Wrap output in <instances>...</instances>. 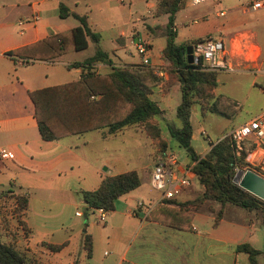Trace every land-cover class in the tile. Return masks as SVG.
<instances>
[{
	"label": "crops",
	"instance_id": "obj_1",
	"mask_svg": "<svg viewBox=\"0 0 264 264\" xmlns=\"http://www.w3.org/2000/svg\"><path fill=\"white\" fill-rule=\"evenodd\" d=\"M56 1L58 9L59 5L65 6L60 0ZM61 1L70 2L71 0ZM46 2L48 0H0V14L3 21V26L0 28L17 30L14 33V37L0 39V149L6 150L10 155V160H0V187L6 184L8 186V189L0 190V202L5 200L4 198L10 197L14 199V196H25L27 198V210L20 219L27 228L28 232L26 235L21 230L15 216L10 217L12 218L11 224L16 230L17 242L26 244L25 252L28 253L27 257L30 254L36 261L33 260L35 264H249L247 255L236 252L235 247L239 244L247 243L260 251L256 245H258L259 241L258 235L263 232L259 229L261 226L253 223L249 224L247 219L241 222H228L221 219L214 228L200 230L195 226V223L201 220L206 222L211 217H204L203 214L198 213L194 215L191 224L186 230L182 231L164 226L148 217L152 210L158 214L162 212V209L157 208L160 194L148 193L145 190L146 184L144 180L142 182L140 180V186L137 189L119 198L115 210L107 213L106 222L102 227L93 224H88L87 226L86 224L87 231L75 232L74 229L79 227L81 223L71 222L69 218L68 222H60L57 228L45 232L46 234L41 236L40 242L36 245H30L32 230L35 228V220L27 217V214L30 212L35 213V201L46 203L33 198L35 190L45 192L51 203L62 205L68 211L75 209V216L82 218L84 217L85 205L81 199L80 192L95 191L105 176H115L131 171L137 173L136 170L129 168L127 161L111 162L108 159H103L98 164L94 161L85 160L82 147L86 146V143L82 142L81 138L87 133L67 137L58 142H45L40 139L34 119V107L28 97V93L48 88V86H43L44 82L39 71L27 74L23 71L25 69L22 68L29 65L45 66L47 71L49 70L47 66L51 65L68 68L73 63H80L91 57L92 55L82 60L75 59L86 51L90 44H93L88 40L86 50L63 55L52 62L31 61L29 64H25L6 56L7 53L15 49L38 42L51 34L73 29L51 27L48 17L53 15V8L50 11L45 10L43 12L36 10V6ZM72 3L76 5V2ZM247 4L243 5V11ZM156 6L157 3L151 2L147 4L150 11H148L147 17L141 18L142 33L141 35L137 34L136 37H140L150 44V66L147 67L162 72L165 76L163 80L159 79V85L152 90L149 96L163 112L158 118L156 117L152 120V124L161 130L158 119L160 117L165 118L168 115V112L172 109L171 104L173 100L177 99L178 94L180 95V91L178 85L165 90L168 75L162 70L164 64L161 58L163 48L159 50V53L153 54V40L163 37L162 35H157L156 32L160 28L164 29L167 23L166 15L159 17L149 15L155 13ZM68 11L76 14L69 9ZM219 13H223V16H225L224 11L216 12L215 16L218 17ZM244 13L246 12L244 11ZM29 15L34 18L32 23L29 22ZM57 17L59 18V13ZM70 17L73 18L68 16L65 19L59 18V20H66ZM80 17H85L87 23L86 15ZM162 20L163 22H161ZM175 31V43L177 45L191 42H177L178 31L176 28ZM206 38L211 37L205 36V38L195 40ZM211 39L222 41L226 52L231 55L228 63L232 70L218 71L219 74L232 72L238 68H243L246 72L251 70H255L257 73L262 72L261 59L264 58V35L257 24L251 22L244 25L243 23L238 26L237 30L228 34L227 37ZM123 43L122 38H116V51L123 47ZM250 45L258 52L257 57L252 60L244 53L245 48ZM67 56L70 58L67 62L61 61ZM109 57L116 67L141 65V61L133 62L131 55L121 58L113 53ZM95 67L98 72L100 69H103V73L108 71V67L103 64H98ZM72 69H74L73 73L78 75L76 79L78 80L81 76L80 69ZM51 75L53 79L61 76L60 73H57V75L52 73ZM44 77H46L45 74ZM152 96L156 100L152 99ZM138 131L146 135L140 129H134L135 133ZM93 132L97 133L94 138L95 142L100 145L109 143L116 136L108 135L105 129ZM160 137L166 142L172 140L170 137L166 140L162 133ZM197 138L193 133L191 142L197 140ZM101 149L102 151H108L103 146ZM195 153L199 156L202 154ZM249 153L246 157V162L264 173V140L260 143V147L254 146L252 155ZM157 157L158 151L155 147L153 163L147 166L149 167L147 168L149 184L153 166L159 160L155 162ZM103 165H105V168L101 169ZM182 167H185V165L179 164V168ZM258 175L262 176L261 174ZM13 187H17L19 192ZM184 190L186 189H183L180 195L174 199L176 203H185L194 199L191 192ZM137 202H142L143 206L137 207ZM80 208L81 211L78 210ZM3 210L0 209L1 212ZM166 219L168 220V218ZM85 223H87L86 220ZM246 234L247 238H245ZM85 236H89L91 240L89 256L84 246ZM48 245L61 246L62 248L58 252H54L48 248Z\"/></svg>",
	"mask_w": 264,
	"mask_h": 264
},
{
	"label": "trees",
	"instance_id": "obj_2",
	"mask_svg": "<svg viewBox=\"0 0 264 264\" xmlns=\"http://www.w3.org/2000/svg\"><path fill=\"white\" fill-rule=\"evenodd\" d=\"M184 3L185 0H161L157 2L154 15L167 16V23L162 30L165 45L161 56L164 63L162 70L168 75L165 90L178 85L180 91V104L175 112L180 127L168 126L167 131L176 146L186 152L187 167L203 191L185 203L178 204L174 200L159 203L157 208L162 209V212L157 214L152 210L148 217L164 226L183 231L189 227L202 205L216 203L221 208L225 205L242 208L247 211L249 224L264 227V202L233 182L237 171L249 170L264 177L263 172L246 162L248 153L254 149L252 141L233 142L224 139L215 143L204 157L197 155L191 146V109L195 104L203 106L213 100L219 72L204 70L201 59L198 64L187 62L185 49L198 40L183 45L175 43V15ZM68 16L76 19L79 25L6 54L25 64L31 61L52 62L63 55L86 50L88 40L96 45L91 57L68 66L80 69L81 76L78 80L28 93L34 107V119L40 139L45 142H58L67 137L103 129L108 135L115 136L130 128H140L164 148L165 144L160 137L161 130L152 124V120L163 112L149 97L160 80L152 69L146 66H114L109 55L97 47L100 37L90 30L86 18L70 13L65 6L59 5V18L65 19ZM98 64L106 65L108 71L98 72L95 67ZM139 186L140 179L135 171L105 176L95 191L80 192L85 205L84 217L87 218L89 213L98 210L113 212L119 198ZM14 200L13 214L26 235L27 228L20 219L27 210V198L14 196ZM222 217V210H219L214 218L216 224ZM84 246L89 256V236H85ZM48 248L58 252L62 247L48 245ZM235 251L247 255L249 264H260L258 257L261 252L251 245L239 244ZM0 264L35 263L30 261L25 253L18 251L11 244L4 243L0 237Z\"/></svg>",
	"mask_w": 264,
	"mask_h": 264
},
{
	"label": "rangeland",
	"instance_id": "obj_3",
	"mask_svg": "<svg viewBox=\"0 0 264 264\" xmlns=\"http://www.w3.org/2000/svg\"><path fill=\"white\" fill-rule=\"evenodd\" d=\"M253 2V0H218L209 1L198 6H191L189 0L184 3L182 9L176 14L175 28L177 29V42L192 41L199 38H205L210 36L211 38L227 37L228 34L237 30L238 26L243 24L247 25L251 22L257 24L259 30L264 35V10L258 13L249 12L244 13L242 10L243 5ZM56 0L40 4L36 6L38 11H50L53 8V15L48 17V22L51 27L57 26L59 29L74 28L79 25L78 21L73 18L66 20H59L57 17L58 5ZM64 5L76 14L83 16L86 15L87 23L91 30L100 37L99 49L108 53L110 56L115 53L121 58L126 56H132L133 62H140L141 59L135 51L136 35H141V18L147 17L149 8L147 4H150V0H71L70 2L61 1ZM72 2H76L74 5ZM224 11L225 16H215L216 12ZM255 13V14H254ZM149 15H154L153 13ZM33 17L29 15V22H33ZM0 14V27L3 26ZM163 22V20L161 21ZM162 28L157 30V35H162ZM17 30H4L0 28V39H6L14 37V33ZM11 33V34H10ZM11 35V36H10ZM122 38L124 43L123 47L116 51V38ZM165 45L164 37H158L153 40V54L159 53V50ZM254 49V47H251ZM96 46L90 44L88 49L80 56L76 57V60H82L94 54ZM258 54V52H256ZM61 59L63 62H67L70 58ZM249 59L256 58L255 55L247 56ZM44 67V68H43ZM29 65L23 70L25 73H35L39 71L43 80V86H57L60 84L74 81L78 78V75L73 73L72 68H66L63 66L51 65L47 66ZM235 69V68H234ZM250 69V68H249ZM246 70V69H245ZM261 73H257L255 70L246 72L243 68L235 69L232 72L220 73L218 75L217 88L213 93V100L206 105H193L189 122L192 126L194 135L198 138L191 142L193 150L204 157L209 151L207 143L201 137L200 133L205 131L211 142H215L219 137L225 135L233 128L238 127L244 122L253 119L259 113L264 111V58L261 59ZM99 72H103L100 69ZM52 73H60L61 76L55 79L52 78ZM44 74L46 77H44ZM49 84V85H46ZM156 100L154 96L151 97ZM180 103V95L177 99L173 100L171 104V111L165 118L158 119L159 126L161 127V133L166 138H169L167 131L168 126L180 127V122L175 116L176 108ZM213 106V107H212ZM158 118V117H157ZM162 120V121H161ZM133 130H127L121 134L112 138L109 143L100 145L95 142L96 132H89L81 138L82 142L86 143V146L82 147L83 158L97 162H102L103 159L109 161H127L129 168L137 171L141 182L144 180L146 184L145 190L148 193H159L150 187L147 179V172L149 167L153 163V151L156 147L158 151V157L155 162L164 158L167 153L176 157L179 164L188 165V159L186 152L178 148L173 140L166 142L162 140L165 147L162 148L158 145L157 141L152 140L144 133L134 132ZM140 131H143L140 129ZM105 147L108 151H102L101 147ZM162 160V159H161ZM105 165L101 167L104 169ZM257 168V167H256ZM191 186L186 188V192H191L193 198H196L203 191L202 187L198 184L194 176H190ZM264 178V177H263ZM16 189L17 187H13ZM8 189L7 184L0 187V190ZM32 193V192H31ZM34 199L45 201L46 203H38L35 201V213L30 212L27 214L31 220H35V228L32 230V237L30 239V245H36L41 240V236L46 234L50 229H55L59 226L60 222H68L70 218L71 222L81 223L79 227L74 231L85 232L87 231L85 225L88 224L102 227L97 224L95 216L96 213H89L87 218H77L74 210H67L62 205L51 203L47 198V194L42 190L34 191ZM5 200L0 202V209H4L1 212L0 223V237L4 243L11 244L18 251L26 253V244L24 242H17L16 230L12 226L13 214L11 198H4ZM11 204V206H10ZM81 211V208L78 209ZM219 210H222V219L228 222H241L246 221L248 218L247 211L234 207L231 205H225L221 208L216 203H205L200 208L198 214H203L204 217H211L204 222L203 220L195 223V226L200 230H210L214 228L215 216ZM85 220L87 223H85ZM15 221V220H14ZM17 225L16 222H14ZM218 224V223H217ZM216 224V225H217ZM18 226V225H17ZM261 234L258 235V245L256 247L262 252L258 257L261 264H264V228L260 227ZM49 232V231H48ZM248 233V232H247ZM23 236V235H22ZM21 236V237H22ZM247 238V234L246 237ZM23 239V238H22ZM242 242V241H241ZM28 259L33 261L34 259L29 254ZM35 261V260H34ZM36 262V261H35Z\"/></svg>",
	"mask_w": 264,
	"mask_h": 264
},
{
	"label": "built area",
	"instance_id": "obj_4",
	"mask_svg": "<svg viewBox=\"0 0 264 264\" xmlns=\"http://www.w3.org/2000/svg\"><path fill=\"white\" fill-rule=\"evenodd\" d=\"M152 3H157L161 0H150ZM218 0H189L191 6H198L200 4ZM264 9V0H255L244 7L246 13L257 12ZM219 13L218 16H223ZM251 45L245 48L244 53L250 57L251 55L257 57L256 50L251 49ZM192 55L202 61L203 69L206 71H226L232 70L228 63L230 54L225 50L222 41L213 40L211 38L201 39L194 43L192 46ZM150 44L138 37L135 41V51L141 59L142 66H150ZM253 58H251L252 60ZM255 59V58H254ZM154 75L163 80L164 73L152 70ZM201 137L207 143L208 149L224 139H229L233 142H242L244 140H251L254 146L260 147V143L264 140V112L260 113L253 119L245 122L244 124L232 129L225 135L219 137L215 142H211L205 131L200 133ZM253 150L249 153L252 155ZM162 159V160H161ZM0 160H10V155L4 149H0ZM247 161V160H246ZM190 168L187 166L179 168V163L174 155L167 153L164 158H160L153 166L150 178L151 187L160 194L159 203L171 201L177 198L183 189L191 186ZM193 176V175H192ZM12 199V198H11ZM12 211L15 208V200L12 199ZM142 202H137V207H142ZM97 224L103 226L107 219V212L98 210L95 212Z\"/></svg>",
	"mask_w": 264,
	"mask_h": 264
},
{
	"label": "water",
	"instance_id": "obj_5",
	"mask_svg": "<svg viewBox=\"0 0 264 264\" xmlns=\"http://www.w3.org/2000/svg\"><path fill=\"white\" fill-rule=\"evenodd\" d=\"M185 58L189 64H198L199 59L192 55V48L185 49ZM234 184L250 195L264 202V178L252 171H237Z\"/></svg>",
	"mask_w": 264,
	"mask_h": 264
}]
</instances>
